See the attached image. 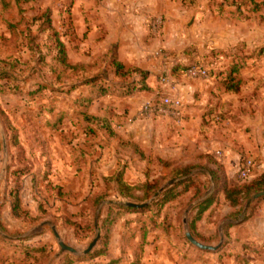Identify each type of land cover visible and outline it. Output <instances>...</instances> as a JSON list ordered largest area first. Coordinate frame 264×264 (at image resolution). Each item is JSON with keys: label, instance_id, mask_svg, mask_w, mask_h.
Segmentation results:
<instances>
[{"label": "rangeland", "instance_id": "374dc122", "mask_svg": "<svg viewBox=\"0 0 264 264\" xmlns=\"http://www.w3.org/2000/svg\"><path fill=\"white\" fill-rule=\"evenodd\" d=\"M254 1L258 8L249 0H195L196 10L187 16L193 22L183 27V49L176 56L165 49L158 53L164 62L156 69L155 92L140 91L139 85L119 97L120 84H112L115 70L108 67L113 56L110 39H115L109 34L117 24L107 0H0V264H66L70 260L71 264H99L98 258L84 254L97 234L92 191L98 177L126 158L123 152L114 153L119 148L115 139L103 147L97 140L106 139L110 131L123 137L117 132L121 127L164 116L140 119L138 112L146 101L178 99L183 108L177 84L203 86L211 73L236 69L234 81L218 85L225 90L215 97L220 114L202 117L201 125L212 127L213 137L222 129L223 138L218 135L217 140L241 145L238 166L252 161L254 176L259 164L253 152L264 150V132L255 116L257 109L264 110V84L252 81L251 63L258 56L264 61V51L257 53L264 48V0ZM156 19L159 27L154 32ZM163 26L162 18H151L147 26L151 39H158ZM59 42L70 67L61 62ZM143 95L135 115H124V98ZM182 108L179 118L168 115L178 125L183 121ZM84 127L96 128L98 133L87 134ZM93 143L94 147L88 146ZM222 154L214 151L212 159L219 164ZM129 170L135 179L141 164L134 163ZM99 210L105 213L106 205ZM52 227L74 252L61 249ZM200 229L206 237L205 222ZM211 238V243L200 242L218 246L225 239L220 233ZM168 247L164 245L163 250Z\"/></svg>", "mask_w": 264, "mask_h": 264}, {"label": "crops", "instance_id": "0c3cea01", "mask_svg": "<svg viewBox=\"0 0 264 264\" xmlns=\"http://www.w3.org/2000/svg\"><path fill=\"white\" fill-rule=\"evenodd\" d=\"M194 1L107 0L112 19L117 24L116 29L109 34L110 38L115 37V39H110L113 56L110 58L108 67L114 68L111 64L114 59L124 66V71L137 70L124 76L115 74L116 79L112 84H120L119 87L117 86L119 97L133 92L139 85L140 91L146 90L152 94L155 92L158 75L156 69L158 67L160 69L164 62L158 53L161 49H165L176 56L183 49L186 40L183 27L186 23L190 25L193 22L192 18L189 21L187 18L190 11L195 12L196 10ZM153 17H160L164 20L162 31L156 37L158 39L155 40L151 39L147 28ZM257 53H260V50H257ZM171 63L173 62L171 61ZM251 66L253 69L252 81L256 85L264 84V61L260 60V56H258V59L252 60ZM126 75L131 76L126 79ZM226 76V72L218 71L217 74L211 73L203 86H198L196 83L194 85L186 83L187 85H185V82L176 85V91L184 99L183 121L180 125L171 120L170 116L164 115L155 121L139 120L121 127V131L116 130L121 132L123 137L119 133L110 131L112 133L106 135V139L97 140L98 144L103 147L110 143L109 140L115 139L119 148L115 149L114 153L123 152L121 156L126 158L124 161L122 160L121 164L117 163L116 167L109 169L110 171L105 175L98 177L100 181L93 188V195L105 197L100 203V205H106V212H101L102 217L106 215L109 204L136 203L134 202L136 200L131 201L120 197L116 183L118 174H121V179L126 185L133 187L131 193L135 196L143 195V191L136 187L155 180H159L161 185L154 195L161 191L160 195L164 189L189 177L208 186L207 192L199 199L193 200L195 189L190 187L187 191L182 192L177 199L168 202L159 210L151 208L143 212H134L115 209L114 213L117 218L107 228L106 252L95 257L98 258L99 264H161L166 259L173 261V264H183L181 262L185 261L188 264H264V198L254 203H247L242 216L246 215L252 204H256V212L248 219L238 221L228 218L238 208L231 206L224 199L223 186L238 182L236 171L243 147L235 143L226 144L217 140L218 135H220L219 138H223L222 129H218V135L213 137L212 127L201 125L202 117L220 114L219 108H217L219 99L215 97L217 93L222 95L221 93L225 91L218 85L225 83ZM123 79H126V83H120ZM101 80L105 81V79H99V81ZM240 80L242 83L250 81L249 79ZM190 94L192 95L190 96ZM145 97L143 95L124 98L127 100L126 105L123 103L124 115H135L141 104V99ZM113 110L118 111L120 107ZM255 116L259 130L264 132V110L257 109ZM84 128L83 130L87 134L96 135L98 133L96 128ZM101 135L102 133L99 137ZM93 144L88 146L94 147L95 144ZM259 144V142L256 143L257 146ZM218 150L223 153V162L219 163L222 166V171L218 172L220 179L216 186L210 174L203 167L217 170L211 159L213 158L212 153ZM253 153L254 157L258 158L256 163L259 164L254 171L253 177H256L264 172V150ZM134 163L141 164V172L137 173L135 179H131L129 169ZM188 165L201 167L193 169L186 176L170 177L174 168ZM170 181L175 182L169 184ZM210 196H213L215 200L202 217L196 221V231L199 233L200 226L205 222L209 229L205 236L210 240L204 243H211L213 241L211 237L218 233L223 234L225 239L217 251L205 254L190 243L186 237V230L182 234L181 227L188 228L191 217L197 212L199 204ZM109 198L111 200H108ZM99 207L98 213H100ZM151 210H154V214H151ZM181 212L183 215L180 219L179 213ZM212 212L216 213L215 217ZM155 213L158 214L155 216ZM152 216L154 218L150 219ZM100 225L101 221L98 222L96 219L95 226L99 228ZM98 231L100 234L103 233ZM98 244L99 240L95 246ZM164 245H169V250H163ZM195 249L201 250V252L198 253Z\"/></svg>", "mask_w": 264, "mask_h": 264}, {"label": "trees", "instance_id": "16d2710c", "mask_svg": "<svg viewBox=\"0 0 264 264\" xmlns=\"http://www.w3.org/2000/svg\"><path fill=\"white\" fill-rule=\"evenodd\" d=\"M252 5L255 6V8H258L259 3H256L254 0H249ZM60 47V54H61V62L63 65L70 67L67 64V57H66V51L65 47L62 42H59ZM264 51V48L260 50V52ZM111 64L114 67L115 74L124 76L125 74H130L131 72L137 71L136 69H129L127 71H124V66H122L120 63L116 62L114 59L112 60ZM236 71L234 67H232L229 72H227V79H225V83H231L235 80L233 77V73ZM94 81V80H93ZM239 83V81H237ZM211 162L214 163L217 170L209 168V167H203L205 170L210 174L212 180L214 181L215 185L217 186L219 183V175L218 172L222 171V166L218 163H216L213 159H211ZM244 162V161H243ZM168 165V164H167ZM201 166L198 165H188L183 167H176L173 169V171L170 174V177L177 178L180 176H186L188 175L193 169L200 168ZM30 168H28L27 171H29ZM237 183H231V184H225L223 186L224 191V199L227 203H229L233 207H237L238 209L231 213L228 218L238 221L240 219L246 220L249 216H252L256 212V204L250 205L248 212L246 215L242 216L243 209L247 203L250 204V199L252 195L264 191V172L256 177H251L248 180H239L237 175ZM116 183L118 184V191L120 193V197L127 198L128 200H136L139 202L146 201L147 199L151 198L160 188V181L155 180L151 183H145L141 185L140 187H136L138 189H141L143 191L142 196H135L131 193V190L133 187H130L126 185L122 179L121 174H118L116 178ZM179 186H181V189H179ZM193 187L195 189V194L193 196V200L199 199L202 197L208 190V186L203 184L202 182L195 181L193 178L189 177L185 180H182L173 186L166 188L163 190V192L157 197L155 201H153L149 206H146L145 208H132V207H125L123 205L117 204H109L107 213L104 217H102L101 212L98 213V207L100 203L105 199L104 196H98L95 198L93 203V210H94V217L95 219H98V222L101 221V225L99 227L100 232L103 233L100 234L99 238V245L104 246L103 249H98L99 246L94 247L89 253V257H96L105 254L106 247H107V240H108V233L107 228L108 226L116 220L117 215L114 213L115 209H123L128 211H134V212H143L147 211L151 208L155 209H161L165 204L168 202L174 201L175 199L180 196L182 192H185L188 190V188ZM215 200L213 196H210L208 199H206L204 202L199 204L197 212L191 217V221L188 224V229L193 235L194 238H196L199 241L202 242H209L210 239H207L206 237H203L196 231L195 223L198 221L203 213L207 210V208L212 204V202ZM158 213H155V216ZM154 216L150 217V219H153ZM71 225H76L75 223L71 221H67ZM231 225V224H229ZM72 261H68L66 264H71Z\"/></svg>", "mask_w": 264, "mask_h": 264}, {"label": "built area", "instance_id": "2783aa9c", "mask_svg": "<svg viewBox=\"0 0 264 264\" xmlns=\"http://www.w3.org/2000/svg\"><path fill=\"white\" fill-rule=\"evenodd\" d=\"M159 20L156 19L153 22V29L156 32L159 27ZM202 75H206L205 70L199 71ZM163 82L167 81V78L162 79ZM182 102L178 99H170L167 97L162 98L159 101H146L142 104L139 109L138 115L140 119L151 118L161 115H170L179 118L181 115ZM220 154V153H219ZM253 163L250 160L244 161L241 165L238 166L237 175L239 180H248L252 177L253 174Z\"/></svg>", "mask_w": 264, "mask_h": 264}, {"label": "water", "instance_id": "95a60500", "mask_svg": "<svg viewBox=\"0 0 264 264\" xmlns=\"http://www.w3.org/2000/svg\"><path fill=\"white\" fill-rule=\"evenodd\" d=\"M174 182L175 181H170L169 184H172ZM160 192L161 191H159L156 195H154L151 199H149L148 201H146L144 203L123 202V205L125 207H132V208H145L146 206H148L150 203H152L157 198V196L159 195ZM261 198H264V191H261V192H258L256 194H254L252 196V200L251 201L255 202V201H257V200H259ZM96 229H97L96 237L91 241V243L89 244L87 249L84 251V254H88L95 247V245L97 244V242H98V240L100 238V233L98 231V227L97 226H96ZM52 231H53L56 239L58 240L59 246L61 247V249L63 251L74 252L73 249H71L70 247L65 245L64 242H62L60 240V236H59V233H58L56 227H52ZM186 237L190 241V243L193 244L195 247H197V248H199L201 250H206V251H216L220 247L222 242H223V238H222V241H221V243L218 246H211V245L203 244L202 242L198 241L197 239H195L193 237V235L190 232L186 233Z\"/></svg>", "mask_w": 264, "mask_h": 264}]
</instances>
